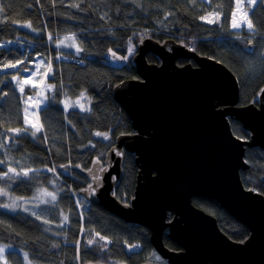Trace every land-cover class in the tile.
Instances as JSON below:
<instances>
[{
	"label": "trees",
	"instance_id": "16d2710c",
	"mask_svg": "<svg viewBox=\"0 0 264 264\" xmlns=\"http://www.w3.org/2000/svg\"><path fill=\"white\" fill-rule=\"evenodd\" d=\"M0 5L4 6L0 43L22 39L34 46L27 53L22 48L0 50V69L6 63L22 61L18 70L0 74V160L5 161L0 164V173L9 167L29 172L28 177L0 180V186L22 199L34 197L39 189L57 195L55 202L40 203V219L28 212L0 208V243L12 247V254L6 253L8 264H26L25 252L32 264L155 262L159 255L145 227L126 223L81 194L90 185L81 171H88L96 161L104 164L117 138L134 132L129 116L114 98V89L138 77L133 62L136 52L122 67L111 66L106 54L113 50L126 56L131 45L137 49L149 38L161 43L172 40L226 65L240 85L239 105L257 103L264 89V56L255 54V50H264V3L261 0L254 8L246 4L256 38L246 43L233 42L232 36L247 34L231 28L230 13L236 10V0H0ZM210 14H219L214 23L201 19ZM29 21L36 31L22 26ZM46 32L53 35L48 44ZM68 33H74L81 49L78 61L77 52L56 47L55 41ZM36 56L46 61L41 71L50 73L45 82L55 87L48 104L40 110L43 131L35 137L29 131L17 135L13 130L26 129L24 95L34 93L27 88L24 94L18 91L21 70L28 69V61ZM147 59L159 64L153 55ZM185 63L178 61L179 65ZM81 93L89 98L90 111L65 110V101L78 99ZM231 124L235 135L249 138L240 123ZM97 132L109 138L105 140ZM246 161L250 167L241 173L244 186L264 195V151L248 148ZM123 169L115 194L121 201L130 202L138 172L134 155L126 153ZM193 203L215 216L232 240L244 242L249 237L248 229L216 201L195 198ZM65 215L68 222L63 219ZM90 239L95 243L89 245ZM164 243L181 250L166 234Z\"/></svg>",
	"mask_w": 264,
	"mask_h": 264
},
{
	"label": "water",
	"instance_id": "95a60500",
	"mask_svg": "<svg viewBox=\"0 0 264 264\" xmlns=\"http://www.w3.org/2000/svg\"><path fill=\"white\" fill-rule=\"evenodd\" d=\"M148 55L159 64L150 63ZM182 59L195 65H179ZM133 62L140 79L119 83L114 98L134 132L117 138L104 164L96 161L81 171L95 189L92 194L88 186L82 196L145 227L165 264H264V195L246 188L241 178L250 167L247 149L264 151V89L257 103L239 105L240 85L226 65L172 40L142 41ZM231 121L249 138L235 135ZM126 153L134 155L138 169L130 202L115 194ZM195 198L219 203L249 237L229 238L215 216L195 206ZM165 234L180 251L165 245Z\"/></svg>",
	"mask_w": 264,
	"mask_h": 264
},
{
	"label": "rangeland",
	"instance_id": "374dc122",
	"mask_svg": "<svg viewBox=\"0 0 264 264\" xmlns=\"http://www.w3.org/2000/svg\"><path fill=\"white\" fill-rule=\"evenodd\" d=\"M260 1L261 0H255V3L253 4V3L250 2V0H241V3L243 5V9L248 14V19H249L250 13H249V10L246 7V4H248L252 8H254ZM206 17L208 18V20L212 21L211 23H214L216 21V19H217V17L215 15H208ZM238 18H239V14H238ZM204 21L207 22L206 20H204ZM207 23H210V22H207ZM26 29H28V28H26ZM233 30L234 31H242V30H244L247 33V34H243V35H234V36H232L234 38L233 42H235V43H244V42L246 43V41L247 42H253V40L256 39L255 36L253 35V33H254L253 29L250 32V30L247 29L246 25H242L241 28L233 29ZM60 39H62V38H60ZM60 39H58V40H60ZM58 40L55 41V43L58 42ZM8 42H9L8 40H5V41L1 42L0 44H6L7 46L4 47V48H0V50H10V49H20V48H22L23 51H25L27 53L29 47L26 44L27 42H25L24 40L19 39L17 41H11L12 43H10V44ZM66 43H70V42H66ZM162 43H164V42H162ZM259 43L260 42H258L257 44H259ZM76 45H77V43H76ZM130 47L133 49V51L130 54L129 50H128V53H127L126 56H122V55L116 54L113 50H109L107 52V54H106L107 62L111 66H116V67H122V66L128 65V63L130 62L131 57L133 56L134 52H136V48L133 45H131ZM60 48L65 50V51L77 52L75 47H67L66 48V47L62 46ZM254 48L255 47H252V49H254ZM113 53H115V55H113ZM255 54L256 55L261 54V56H264V50H263L262 53H260V51H256L255 50ZM41 61H43V64H44V62H46L44 59H42L39 56L34 57L33 61H28L29 68L27 70H29V73L28 74H24L23 70H25V69H22L21 70V76H20L21 77L20 78V83H22L24 80H29L30 81V83H24L23 84L24 92H25V88H27L29 90H32L34 92V93H31V94H29L27 96L24 95V105H25L24 106V111H23V113H24V126L27 129V131L30 132V134L33 131H35V129L32 127V124L35 123L38 126H42V123H41V120H40V110L43 109L44 107H46V105L48 104V101H49V95L54 89L53 88L52 90H47V85L48 84L46 83L47 81H46L45 77L48 76L50 73H48L47 75H44L45 71L44 72L41 71V67L43 66V64H41ZM16 69L18 70L19 67L7 68V69L1 68L0 69V74H2L4 72H8V71H14ZM18 89H19V86H18ZM18 91L20 92V89ZM24 92L23 93L20 92V93L24 94ZM38 93L40 95H37ZM29 96L32 97L31 100L28 99ZM84 97H85L84 99H81V96H80L78 99L70 100L68 102L69 103H74L75 101L79 100L80 103L83 104L86 109H90L91 108L90 100H89V98L86 95H84ZM25 110H27V111H25ZM68 110H81V109L78 106H72V107H69L67 109V111ZM85 111H87V110H85ZM42 131H43V126H42L41 130L39 132H37V134H40V132H42ZM46 171H48V170H46ZM3 173L4 172H1L0 175H3ZM9 175H14V174L9 173ZM0 180L4 181L5 179H0ZM0 189H3L2 186H0ZM4 190H6L9 193V197H11L13 199L14 198H18V197L12 196L7 189H4ZM9 197L0 196V203H11L12 199H10ZM32 198L33 197H31L29 199H22L21 198V199L17 200L16 203L18 204V207H17L16 211H12V212L22 211V212H28V213H32V212L37 213V211L39 209V206L37 207L36 205L37 204L40 205V203H39V201L33 200ZM44 199L50 200V197H44ZM24 208H27L28 211H24ZM5 210L11 211L10 209H5ZM10 249L12 250V247H10ZM8 251L9 250L5 251V254H4L5 257H6V253ZM159 257L160 256L156 257L155 262H164V261H159L160 259H162L161 257L160 258ZM0 264H2V262H0ZM26 264H28V262H26Z\"/></svg>",
	"mask_w": 264,
	"mask_h": 264
},
{
	"label": "snow or ice",
	"instance_id": "6c2138e0",
	"mask_svg": "<svg viewBox=\"0 0 264 264\" xmlns=\"http://www.w3.org/2000/svg\"><path fill=\"white\" fill-rule=\"evenodd\" d=\"M251 3H255V0H250ZM262 3H264V0H262ZM73 7H79L78 4H74L72 5ZM4 10V6L3 5H0V12H3ZM238 14H239V18H238ZM210 15H215L217 18L219 16V14H210ZM231 17H232V20H231V28L233 29H239L242 27V25H246L247 29L251 30L253 29V24H252V21L250 19H248V14L246 11H244L243 9V5L241 3V0H236V10L235 11H232L230 13ZM201 19H204L206 20L207 22H212L211 20H208L207 17H201ZM23 27L25 28H29L31 29L32 31H36L35 28L32 27V24L31 22H25L23 25ZM48 38L49 40L52 39V35L51 33L48 34ZM66 42H70V43H66ZM9 44L12 43L11 41L8 42ZM7 45L6 44H0V48H4L6 47ZM75 47L76 48V51L77 53L81 51V49L76 45V39H75V36L74 34L73 35H66L63 37V39H60L58 40V42H56V47L57 48H60V47ZM133 51V49L130 47L129 48V53L131 54V52ZM113 55H115V53H113ZM60 57L57 56V59H59ZM22 63V61H17L15 64H12L11 62L9 63H6L4 65V68L7 69V68H16L18 67V65ZM41 64H43V61H41ZM49 71H51V62H49ZM27 70V69H25ZM47 73H45L46 75ZM13 79L14 80H18V77L17 76H13ZM24 83H30L29 80H24L22 83H18V86H19V89H20V92L23 93L24 92V87H23V84ZM55 86L54 85H47V90H52ZM37 95H40L39 93ZM84 94L81 93V99H84ZM29 100L32 99L31 96L28 97ZM72 106H78L80 107V109L82 111H90V109H86L85 106L83 104L80 103L79 100L75 101L74 103H69L68 101H65L64 103V107H65V110H67L69 107H72ZM27 111V110H25ZM32 127L35 129V131H33L31 133V135L33 137L36 136L37 132H39L42 128V126H38L37 124H32ZM15 131V133L17 135H19L22 131L24 132H27V129H15L13 130ZM97 136H100L102 135L101 133L97 132L96 133ZM103 138L105 140H107L109 137L107 134H103ZM0 147H3V145H0ZM5 161L3 160H0V164H4ZM77 167H79V165H77ZM103 170V169H101ZM30 171H38V170H30ZM48 171H54V169H48ZM9 173H12L14 175H9ZM29 175V172L28 171H17L15 168H12V167H9L7 169L6 172L3 173V175H0V179H7V180H13L15 179L16 177H20V176H23V177H28ZM95 179H99V177H94ZM86 191H91L92 194L95 193V189L92 188L91 185H89L88 189H86ZM0 196L2 197H9V193L4 190V189H0ZM44 197H50V200L48 199H44ZM10 199H12V202L11 203H0V208H4V209H10L11 211H16L17 207H18V204L16 203L17 200L21 199V198H11L9 197ZM33 200H37L39 201V203H44V204H47V203H50V202H55L57 200V195L55 192H50L48 191L47 189H39L38 190V193L36 196H34L32 198ZM37 207L39 206V204L36 205ZM24 211H28L27 208H24ZM32 215H35L37 219H40V216L37 215V213L35 212H32L31 213ZM64 221L65 222H68V216L65 215L64 216ZM48 221H44V223H47ZM61 227L63 225H60ZM97 236H99V233L96 234ZM101 240H105V237H100ZM95 243L94 240L90 239L88 240V244L91 245ZM101 247H103V245H101ZM133 247H139V245H134ZM6 250H9V254H12L11 252V249H10V246L9 245H6V244H0V262H2V264H8V261H7V258L5 257V251ZM23 259L24 261H27L28 264H32L31 260L29 259V255L27 252H25L23 254ZM158 259V258H157Z\"/></svg>",
	"mask_w": 264,
	"mask_h": 264
},
{
	"label": "bare ground",
	"instance_id": "6f19581e",
	"mask_svg": "<svg viewBox=\"0 0 264 264\" xmlns=\"http://www.w3.org/2000/svg\"><path fill=\"white\" fill-rule=\"evenodd\" d=\"M48 34H49V32H46V44H48V42H50V41L52 40V39L49 40V38H48ZM73 34H74V33H68V34H66V35H73ZM66 35H65V34L62 35L61 38L63 39V37L66 36ZM74 36H75V35H74ZM52 38H53V35H52ZM75 38H76V36H75ZM8 41H9V40H8ZM136 53H137V52H136ZM78 60H79V59H77V61H78ZM182 60H184V59H182ZM179 61H180V60H179ZM184 61H186V62H192V63L194 62V61H192V60H191V61L184 60ZM194 64H195V62H194ZM134 65H135V64H134ZM23 73H24V74H28V73H29V70H24ZM137 76H138V74H137ZM135 79H140V78H139V76H138V77L135 78Z\"/></svg>",
	"mask_w": 264,
	"mask_h": 264
},
{
	"label": "clouds",
	"instance_id": "9594fccd",
	"mask_svg": "<svg viewBox=\"0 0 264 264\" xmlns=\"http://www.w3.org/2000/svg\"><path fill=\"white\" fill-rule=\"evenodd\" d=\"M9 41H10V40H9ZM28 47H29L28 49H31V48H33L34 46H33L32 44H30V45H28ZM79 48H80V47H79ZM77 54H78V55H81V52L75 53V56H76ZM80 57H81V56H80ZM80 57H79V58L76 57V59H80ZM18 67H19V66H18ZM3 68H4V67H3ZM23 71H24V70H23ZM159 256H160V255H159ZM160 257H161V256H160ZM161 258H162V257H161ZM162 259H163V258H162Z\"/></svg>",
	"mask_w": 264,
	"mask_h": 264
}]
</instances>
